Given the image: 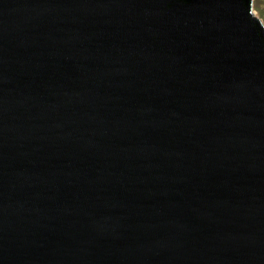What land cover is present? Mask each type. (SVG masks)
I'll use <instances>...</instances> for the list:
<instances>
[{"label":"water","instance_id":"95a60500","mask_svg":"<svg viewBox=\"0 0 264 264\" xmlns=\"http://www.w3.org/2000/svg\"><path fill=\"white\" fill-rule=\"evenodd\" d=\"M0 264H264L257 0H0Z\"/></svg>","mask_w":264,"mask_h":264},{"label":"trees","instance_id":"16d2710c","mask_svg":"<svg viewBox=\"0 0 264 264\" xmlns=\"http://www.w3.org/2000/svg\"><path fill=\"white\" fill-rule=\"evenodd\" d=\"M257 1L260 2V3L264 2V0H257ZM259 9H260V13L264 15V6L263 5L259 6Z\"/></svg>","mask_w":264,"mask_h":264},{"label":"rangeland","instance_id":"374dc122","mask_svg":"<svg viewBox=\"0 0 264 264\" xmlns=\"http://www.w3.org/2000/svg\"><path fill=\"white\" fill-rule=\"evenodd\" d=\"M262 5L264 6V2L263 3H260V2L257 1V10L260 11L259 6H262Z\"/></svg>","mask_w":264,"mask_h":264}]
</instances>
